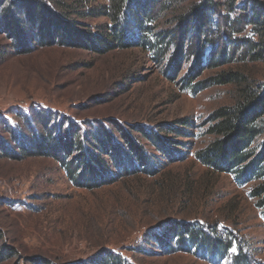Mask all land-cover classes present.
Wrapping results in <instances>:
<instances>
[{"label":"rangeland","instance_id":"rangeland-1","mask_svg":"<svg viewBox=\"0 0 264 264\" xmlns=\"http://www.w3.org/2000/svg\"><path fill=\"white\" fill-rule=\"evenodd\" d=\"M10 1L17 0H0V11ZM40 1L82 31L101 30L110 24L104 16H89L106 0ZM200 1L168 0L169 9L153 24L152 32L169 35L176 27L175 15ZM221 1L229 9L232 1ZM253 2L264 8V0H234L232 9H222L221 14L235 17ZM248 33L245 29L239 35ZM166 42L163 56L155 58L136 45L97 52L37 41L23 53L13 39L0 33L3 145L15 149V135H29V130H23L22 115L35 109L50 112L56 125L74 122L81 131L87 122L109 125L120 143L122 129L159 162L153 174L136 171L117 178L114 174V182L89 190L72 185L50 158L13 160L0 150V264H80L109 250L123 256L127 264H232L184 251L168 253L150 238L152 232L184 222L227 226L243 238L253 257L251 263L264 264V219L249 194L252 184L236 183L234 175L214 173L196 157L213 139L205 134L208 116L235 101L234 85H215L209 80L241 71L264 83V60L242 62L231 56L227 63L209 68L211 47L207 46L196 66L185 47L176 60V49ZM190 74L197 76L191 85H184ZM183 117L190 118L194 136L168 135L185 143L172 144L181 153L179 160L165 158L138 130L159 128ZM2 249L10 254H2Z\"/></svg>","mask_w":264,"mask_h":264},{"label":"trees","instance_id":"trees-1","mask_svg":"<svg viewBox=\"0 0 264 264\" xmlns=\"http://www.w3.org/2000/svg\"><path fill=\"white\" fill-rule=\"evenodd\" d=\"M231 1L229 9L234 4V0ZM167 4L168 0H106V4L93 9L89 16H104L110 24L101 30L82 31L55 15L44 1H10L0 11V33L13 39L16 49L23 53L29 52L31 44L37 41L90 48L97 52L136 45L155 58L163 56L162 44L167 41L165 45L172 44L176 49L173 55L176 60L185 47L187 56L196 59V66L201 64L207 46L211 47L209 68L227 63L231 56L242 62L264 60V8L256 2L250 7H242L238 15L231 17L227 13L221 14L222 9L229 10L224 1L201 0L185 13L175 15L176 27L169 35L153 33V24L169 9ZM245 29L249 33L239 35ZM196 76H186L184 85H191ZM209 81L215 85H234L235 101L217 107L208 116L205 134L213 139L196 153V157L214 173L234 175L239 184L251 183L249 194L256 199L264 219V83H257L241 71L221 73ZM22 116L23 130H29V135H15L16 150L6 147L0 140L3 156L13 160L32 156L50 158L77 188H100L114 182V174L116 178L136 171L153 174L159 165L153 159L154 155L146 153L144 146L122 129L120 143L112 135L109 125L87 122L81 131L74 122L56 125L52 114L44 110L32 109ZM190 128H193L190 118L183 117L162 123L159 128L138 130L143 139L165 158L177 157L179 160L177 155L181 153L172 144L185 143L174 138H192ZM169 134L174 138L168 137ZM258 140L260 142L254 145ZM149 235L168 253L184 251L208 257L212 262L230 260L232 264H252L253 257L245 249L243 238L227 226L174 223ZM1 253L10 254L4 249ZM80 264L127 262L123 256L109 250Z\"/></svg>","mask_w":264,"mask_h":264}]
</instances>
